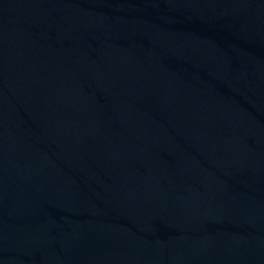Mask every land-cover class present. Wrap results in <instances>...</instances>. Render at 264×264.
<instances>
[{
  "label": "water",
  "instance_id": "obj_1",
  "mask_svg": "<svg viewBox=\"0 0 264 264\" xmlns=\"http://www.w3.org/2000/svg\"><path fill=\"white\" fill-rule=\"evenodd\" d=\"M0 264H264V0H0Z\"/></svg>",
  "mask_w": 264,
  "mask_h": 264
}]
</instances>
